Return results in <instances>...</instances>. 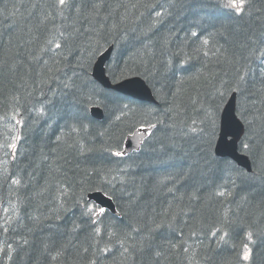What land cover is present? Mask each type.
Instances as JSON below:
<instances>
[{
	"label": "trees",
	"instance_id": "trees-1",
	"mask_svg": "<svg viewBox=\"0 0 264 264\" xmlns=\"http://www.w3.org/2000/svg\"><path fill=\"white\" fill-rule=\"evenodd\" d=\"M110 45V81L157 104L89 76ZM232 92L251 174L214 153ZM96 191L117 216L94 220ZM0 245V264H264V0H0Z\"/></svg>",
	"mask_w": 264,
	"mask_h": 264
},
{
	"label": "water",
	"instance_id": "water-1",
	"mask_svg": "<svg viewBox=\"0 0 264 264\" xmlns=\"http://www.w3.org/2000/svg\"><path fill=\"white\" fill-rule=\"evenodd\" d=\"M112 51L113 46L110 45L99 54L93 64L90 76H92V78L104 89L112 90L125 97L128 96L138 101L157 104L150 88L140 77L126 78L117 83H112L110 81L105 73V64L110 59ZM236 99L237 94L232 92L224 103V108L219 117V135L215 142L214 153L220 158H230L238 167L251 173L252 167L249 157L238 151V142L243 137L245 131L242 121L236 115ZM89 113L93 119L98 121L103 120L104 115L100 107H91ZM152 129L153 126L140 128L135 130L132 134L127 135L123 143V151L121 152V155L125 156L134 151H139L143 141ZM87 198L102 209L108 210L116 216L118 215L112 200L103 193L93 192L90 193Z\"/></svg>",
	"mask_w": 264,
	"mask_h": 264
},
{
	"label": "snow or ice",
	"instance_id": "snow-or-ice-1",
	"mask_svg": "<svg viewBox=\"0 0 264 264\" xmlns=\"http://www.w3.org/2000/svg\"><path fill=\"white\" fill-rule=\"evenodd\" d=\"M64 2H65V0H60V3H61V4H64ZM231 6L234 7V8H236V9H237V12H238V14H239L240 5L232 4ZM193 35H195V33H193ZM205 43H207V41H205ZM57 47H59V45H57ZM245 147H247V145H245ZM244 258H245V259H248V253H247V252L245 253V257H244Z\"/></svg>",
	"mask_w": 264,
	"mask_h": 264
},
{
	"label": "rangeland",
	"instance_id": "rangeland-1",
	"mask_svg": "<svg viewBox=\"0 0 264 264\" xmlns=\"http://www.w3.org/2000/svg\"><path fill=\"white\" fill-rule=\"evenodd\" d=\"M232 4H237V5H239L238 3H234V2H233ZM232 4H231V5H232ZM231 7H232V6H231ZM4 212L8 214V209H7V208L4 209ZM12 216H14V212H13L11 215H9V218L12 217ZM246 252H247V253L249 252V247H248V246H245L244 249H243V254H244L243 257H245V253H246ZM248 257H249V254H248ZM244 260H247V259L244 258Z\"/></svg>",
	"mask_w": 264,
	"mask_h": 264
},
{
	"label": "bare ground",
	"instance_id": "bare-ground-1",
	"mask_svg": "<svg viewBox=\"0 0 264 264\" xmlns=\"http://www.w3.org/2000/svg\"><path fill=\"white\" fill-rule=\"evenodd\" d=\"M261 29V28H260ZM237 103V102H236ZM216 142V141H215ZM248 173V172H247ZM251 173H252V171H251ZM251 173H248V174H251ZM240 209V208H239Z\"/></svg>",
	"mask_w": 264,
	"mask_h": 264
}]
</instances>
